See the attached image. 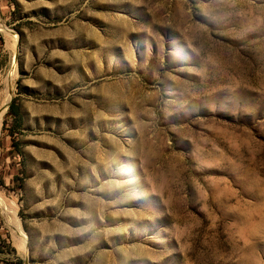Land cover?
Masks as SVG:
<instances>
[{
	"label": "rangeland",
	"instance_id": "1",
	"mask_svg": "<svg viewBox=\"0 0 264 264\" xmlns=\"http://www.w3.org/2000/svg\"><path fill=\"white\" fill-rule=\"evenodd\" d=\"M14 66L0 264H264V0H0Z\"/></svg>",
	"mask_w": 264,
	"mask_h": 264
},
{
	"label": "bare ground",
	"instance_id": "2",
	"mask_svg": "<svg viewBox=\"0 0 264 264\" xmlns=\"http://www.w3.org/2000/svg\"><path fill=\"white\" fill-rule=\"evenodd\" d=\"M16 74H17V69H15V66H14L13 69L10 71V73H8L4 78L6 80V78L8 77V79L6 80L7 90L5 89L4 94H3L1 101H0V112H1L0 120H1V116L5 112L7 105L9 104V102L12 98L14 79L16 77ZM18 225H20V224L18 223ZM18 230H20V229H18Z\"/></svg>",
	"mask_w": 264,
	"mask_h": 264
},
{
	"label": "trees",
	"instance_id": "3",
	"mask_svg": "<svg viewBox=\"0 0 264 264\" xmlns=\"http://www.w3.org/2000/svg\"><path fill=\"white\" fill-rule=\"evenodd\" d=\"M12 108V107H11ZM21 264V263H20Z\"/></svg>",
	"mask_w": 264,
	"mask_h": 264
},
{
	"label": "water",
	"instance_id": "4",
	"mask_svg": "<svg viewBox=\"0 0 264 264\" xmlns=\"http://www.w3.org/2000/svg\"><path fill=\"white\" fill-rule=\"evenodd\" d=\"M11 101V100H10Z\"/></svg>",
	"mask_w": 264,
	"mask_h": 264
}]
</instances>
